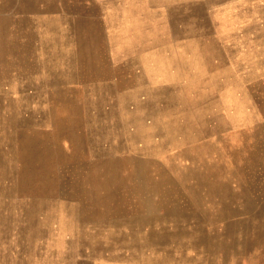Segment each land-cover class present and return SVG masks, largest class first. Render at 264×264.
Returning <instances> with one entry per match:
<instances>
[{"label": "rangeland", "instance_id": "rangeland-1", "mask_svg": "<svg viewBox=\"0 0 264 264\" xmlns=\"http://www.w3.org/2000/svg\"><path fill=\"white\" fill-rule=\"evenodd\" d=\"M128 1L0 0V264H264V0H184L177 100L114 65Z\"/></svg>", "mask_w": 264, "mask_h": 264}, {"label": "crops", "instance_id": "crops-1", "mask_svg": "<svg viewBox=\"0 0 264 264\" xmlns=\"http://www.w3.org/2000/svg\"><path fill=\"white\" fill-rule=\"evenodd\" d=\"M0 12V19L8 15L5 10ZM125 18L127 29L115 31L112 45L114 65L130 82L127 89L138 93L165 90L166 98L179 99L192 80L190 6L184 0L128 1ZM148 18H153L156 26ZM138 19L145 25L146 36L151 29L157 31L152 42L146 43L145 38V43H137L133 22Z\"/></svg>", "mask_w": 264, "mask_h": 264}]
</instances>
